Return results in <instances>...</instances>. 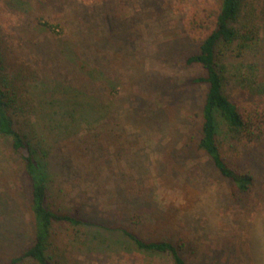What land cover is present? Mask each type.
I'll list each match as a JSON object with an SVG mask.
<instances>
[{
	"label": "rangeland",
	"instance_id": "1",
	"mask_svg": "<svg viewBox=\"0 0 264 264\" xmlns=\"http://www.w3.org/2000/svg\"><path fill=\"white\" fill-rule=\"evenodd\" d=\"M221 3L0 0V80L15 127L50 176L51 208L97 224H55L52 264H174L137 250L119 228L184 242L190 264H264V139L243 144L219 119L227 158L255 177L239 200L197 146L207 88L192 81L205 72L186 61ZM242 22L258 37L226 51V93L257 107L264 0H245ZM33 242L24 163L0 136V264Z\"/></svg>",
	"mask_w": 264,
	"mask_h": 264
},
{
	"label": "trees",
	"instance_id": "2",
	"mask_svg": "<svg viewBox=\"0 0 264 264\" xmlns=\"http://www.w3.org/2000/svg\"><path fill=\"white\" fill-rule=\"evenodd\" d=\"M244 5L245 0H222L214 20L211 21L212 26L208 27V32L201 41L199 52L189 56L186 61L188 65H201L205 72L204 75L192 81L196 85H204L207 88L198 149L213 161L220 174L229 181L231 194L237 200L249 195L255 186V177L227 158L218 135L219 119L224 121L230 132L234 134L233 136L243 144L254 146L264 139V102L254 107L226 93V66L222 63L226 51L235 44H238L239 50L244 51L258 37L255 30L242 22ZM196 21L195 19L189 22L190 29L194 28L192 23ZM204 25V22H200V30L203 31ZM13 104L14 99L0 80V136L11 139L13 151L24 163L26 191L34 220L33 245L18 257L13 258L9 264H22L27 260L37 264H52L48 249L55 224L74 226H96L97 224L84 219L77 210L60 213L51 208L49 204L50 176L31 143L16 129L11 114ZM117 230L139 251L154 255H168L173 259L174 264H190L183 254L184 242L145 240L128 229Z\"/></svg>",
	"mask_w": 264,
	"mask_h": 264
}]
</instances>
